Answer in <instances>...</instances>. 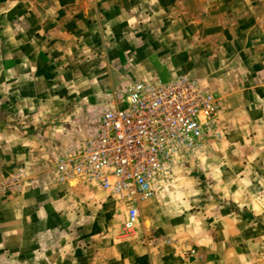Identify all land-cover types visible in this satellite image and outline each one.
<instances>
[{
    "label": "rangeland",
    "instance_id": "374dc122",
    "mask_svg": "<svg viewBox=\"0 0 264 264\" xmlns=\"http://www.w3.org/2000/svg\"><path fill=\"white\" fill-rule=\"evenodd\" d=\"M146 14L133 13L127 20L120 13L95 25L87 30L85 41L73 39L66 52L52 50L51 56L36 58L44 69L38 68L42 74L35 76L18 75L23 69L12 72L15 62L9 39L22 35L25 29H16L22 19L13 21L14 28L9 19L0 17V264H174V254L186 258L196 252L179 250L176 232L184 227L179 223L188 210L199 211L204 198L214 195L210 181L217 179L215 170L226 155L247 152L264 157V105L263 117L253 107L258 93H252L250 107L220 109L210 87V81L216 86L229 80L264 84L258 68L263 61L256 59L258 70L252 68V75L229 80L206 74L202 63H197V78L183 73L175 79H195L214 93L219 134L208 136L198 153L186 155L174 173L160 181L153 205L139 211L140 223L133 233L122 230L125 206L107 191L77 181L74 185L57 181L58 155L89 136L115 90L124 91L135 81L174 80L177 59L170 60L164 51L174 42L170 31L175 29L140 27L139 19ZM24 56L21 53L19 58ZM248 192L263 195L264 185ZM226 207L256 230H244L241 244L228 236L227 243H236L227 246L221 262L264 264V211L256 218L246 205L234 209L227 202ZM182 234L184 239L185 230Z\"/></svg>",
    "mask_w": 264,
    "mask_h": 264
},
{
    "label": "crops",
    "instance_id": "0c3cea01",
    "mask_svg": "<svg viewBox=\"0 0 264 264\" xmlns=\"http://www.w3.org/2000/svg\"><path fill=\"white\" fill-rule=\"evenodd\" d=\"M141 11L147 14L139 19L143 20L140 27L175 29L170 31L174 42L168 50H163L170 60L173 56L177 59L173 67L174 79L183 73L197 78L200 74L197 63H202L206 74L225 76L228 80L232 76L252 75V68L258 70L254 64L256 59L263 61L258 68L259 73L264 74V0H0L2 21L9 19L13 27V21L21 18L16 29L21 27L26 31L9 39L11 58L16 64L15 67L13 63L12 72L17 68L23 69L18 75L42 74L36 70H43L44 65L36 63V58H47L52 50L66 52L73 39L74 43L77 37L85 41L88 29L116 14L125 13V19L130 20L133 13ZM197 27L201 32H195ZM146 35L151 36V33ZM20 52L26 56L19 58ZM24 60L26 63H22ZM215 82L210 81V87L218 97L220 109L250 107L252 93H258L253 107L260 110L259 116L262 115L264 84L248 86L229 80L216 86ZM226 156L215 170L217 179L210 181L215 185L212 186L214 195L204 198L198 205L199 211L188 210L185 221L179 223H185L184 227L176 232L181 245L178 249L193 248L196 252L186 258L174 254V264H211L213 261L226 264L221 261L226 256L227 246L236 243H227V237L232 235L241 244L244 230L249 233L256 230L255 225L244 220L236 210L227 208L226 203L234 209L246 205L254 217L261 218L264 194H251L248 190L264 185V157L247 152ZM157 183L159 186L161 182ZM154 195L139 204L140 212L150 209L156 198ZM151 211L157 212L152 208ZM184 230L186 237L183 239Z\"/></svg>",
    "mask_w": 264,
    "mask_h": 264
},
{
    "label": "built area",
    "instance_id": "2783aa9c",
    "mask_svg": "<svg viewBox=\"0 0 264 264\" xmlns=\"http://www.w3.org/2000/svg\"><path fill=\"white\" fill-rule=\"evenodd\" d=\"M87 138L58 155L57 181L95 185L125 206L122 230L138 226L139 204L186 155L217 136L216 97L195 79L135 81L115 90ZM193 252V251H191Z\"/></svg>",
    "mask_w": 264,
    "mask_h": 264
},
{
    "label": "bare ground",
    "instance_id": "6f19581e",
    "mask_svg": "<svg viewBox=\"0 0 264 264\" xmlns=\"http://www.w3.org/2000/svg\"><path fill=\"white\" fill-rule=\"evenodd\" d=\"M73 181H76V180H72V181H70V183L73 182Z\"/></svg>",
    "mask_w": 264,
    "mask_h": 264
}]
</instances>
